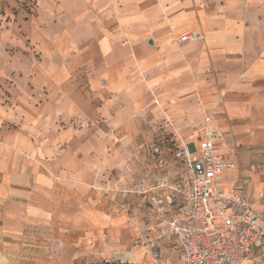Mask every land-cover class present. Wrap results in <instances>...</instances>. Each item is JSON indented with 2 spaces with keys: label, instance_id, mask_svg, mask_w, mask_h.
<instances>
[{
  "label": "rangeland",
  "instance_id": "rangeland-1",
  "mask_svg": "<svg viewBox=\"0 0 264 264\" xmlns=\"http://www.w3.org/2000/svg\"><path fill=\"white\" fill-rule=\"evenodd\" d=\"M106 1L0 0V184L25 194L19 214L8 204L18 264H182L167 226L183 205L178 153L206 113L264 209V128L229 120L215 79L158 81L151 34L103 51L117 31ZM220 183L241 188L232 170Z\"/></svg>",
  "mask_w": 264,
  "mask_h": 264
},
{
  "label": "crops",
  "instance_id": "crops-1",
  "mask_svg": "<svg viewBox=\"0 0 264 264\" xmlns=\"http://www.w3.org/2000/svg\"><path fill=\"white\" fill-rule=\"evenodd\" d=\"M143 3L146 6L141 8ZM107 14L117 26L116 32H103L101 47L107 54L126 32L151 34L158 44L154 52L159 61L155 67L158 81L196 78L209 84L215 79L225 93L218 105L222 102L229 120L248 128H264V0H110L105 4ZM194 32L202 33L204 40L171 44L173 38ZM208 114L199 131L205 127ZM215 115L211 123L222 129ZM198 134L189 140L196 147ZM222 139L217 141L218 147ZM248 194L264 218V209L259 207L263 193L255 197L252 189ZM24 196L19 192L13 197L7 178L0 184V264H18L13 246L16 236L9 218L13 211L8 204L14 201L15 213L19 214L18 205ZM44 213L36 206L31 215L42 217ZM18 250L24 251L23 247ZM248 264H264V260Z\"/></svg>",
  "mask_w": 264,
  "mask_h": 264
},
{
  "label": "built area",
  "instance_id": "built-area-1",
  "mask_svg": "<svg viewBox=\"0 0 264 264\" xmlns=\"http://www.w3.org/2000/svg\"><path fill=\"white\" fill-rule=\"evenodd\" d=\"M204 40L202 33H186L182 42ZM212 117L198 134L196 150L185 143L179 151L185 174L176 192L183 200L178 214L168 221L173 245L182 264H248L264 260V218L248 194L251 184L240 165L227 160L217 141L223 131ZM255 170V167L252 166ZM235 171L241 188L225 190L221 176Z\"/></svg>",
  "mask_w": 264,
  "mask_h": 264
}]
</instances>
